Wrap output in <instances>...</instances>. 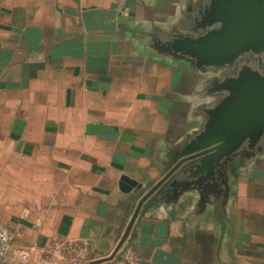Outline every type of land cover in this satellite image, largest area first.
<instances>
[{
    "label": "crops",
    "instance_id": "crops-1",
    "mask_svg": "<svg viewBox=\"0 0 264 264\" xmlns=\"http://www.w3.org/2000/svg\"><path fill=\"white\" fill-rule=\"evenodd\" d=\"M206 4L0 0V222L26 256L3 264H264V167L160 189L108 260L204 126L205 74L159 44Z\"/></svg>",
    "mask_w": 264,
    "mask_h": 264
},
{
    "label": "water",
    "instance_id": "water-1",
    "mask_svg": "<svg viewBox=\"0 0 264 264\" xmlns=\"http://www.w3.org/2000/svg\"><path fill=\"white\" fill-rule=\"evenodd\" d=\"M194 30L195 36L174 34L169 42L159 44L161 50L192 60L199 68L232 66L246 53L264 52V0H208ZM219 90L227 95L213 108L205 110L203 130L172 154L167 174L135 207L108 260L113 259L125 243L141 207L154 193L170 188L178 195L191 187L207 184L216 188L217 180H224L231 158L245 144L253 148L261 142L264 137V64L258 70L243 67L236 78L226 79ZM126 184L134 186V182L123 176L120 189L125 193L131 190Z\"/></svg>",
    "mask_w": 264,
    "mask_h": 264
},
{
    "label": "flooded vegetation",
    "instance_id": "flooded-vegetation-1",
    "mask_svg": "<svg viewBox=\"0 0 264 264\" xmlns=\"http://www.w3.org/2000/svg\"><path fill=\"white\" fill-rule=\"evenodd\" d=\"M196 35V33H195ZM194 35V36H195ZM181 58H184L180 56ZM264 58V52L260 54H254V53H246L242 55L241 57L238 58L236 63H234L232 66H226L224 68H199L197 65L190 60L191 64L196 68L197 72L204 73V79H201L199 76V83L204 82L207 83V89L205 91L206 95H209V101L207 102L208 105L201 110V114L205 116V121H206V109H211L213 108L218 102H220L223 97L227 95V92L225 91H220L219 86L226 80V79H234L237 77L238 73L240 72V69L243 67H249L252 70H258L260 66H263L264 61L262 59ZM186 59V58H185ZM208 80V81H207ZM205 124V123H204ZM203 130V126L200 129L199 132ZM198 132V133H199ZM260 148H263V151L260 153H264V137L262 138L261 142L251 148L248 144H245L243 148L238 151L237 155L231 158V161L227 165V169L231 168L232 170L238 171L239 169L244 167V164L247 163L248 161L251 162V160L255 162H264L260 161L256 157H253V153L257 152ZM226 177L224 176V180L221 178V180H217L219 185L221 184L222 181L225 182ZM219 185L217 186L219 188Z\"/></svg>",
    "mask_w": 264,
    "mask_h": 264
},
{
    "label": "built area",
    "instance_id": "built-area-1",
    "mask_svg": "<svg viewBox=\"0 0 264 264\" xmlns=\"http://www.w3.org/2000/svg\"><path fill=\"white\" fill-rule=\"evenodd\" d=\"M12 237L10 230L0 222V264L7 262L12 253L19 255L22 259L26 257L22 251L13 250Z\"/></svg>",
    "mask_w": 264,
    "mask_h": 264
},
{
    "label": "rangeland",
    "instance_id": "rangeland-1",
    "mask_svg": "<svg viewBox=\"0 0 264 264\" xmlns=\"http://www.w3.org/2000/svg\"><path fill=\"white\" fill-rule=\"evenodd\" d=\"M262 60L264 61V58ZM258 147H259L258 151L254 152L252 156L256 157L260 161H264V153L260 154L263 151V148L262 147L260 148V145ZM262 167H264V165L257 167L253 160H251V162L248 161L247 163L244 164V167L241 170L239 179L240 180H246V178L249 176V174H251V172L254 173V172H256V170L261 169Z\"/></svg>",
    "mask_w": 264,
    "mask_h": 264
},
{
    "label": "trees",
    "instance_id": "trees-1",
    "mask_svg": "<svg viewBox=\"0 0 264 264\" xmlns=\"http://www.w3.org/2000/svg\"><path fill=\"white\" fill-rule=\"evenodd\" d=\"M232 172L234 173V172H235V170H232Z\"/></svg>",
    "mask_w": 264,
    "mask_h": 264
}]
</instances>
